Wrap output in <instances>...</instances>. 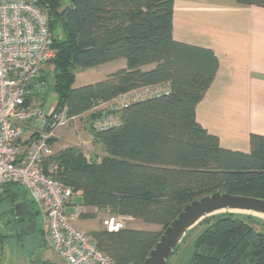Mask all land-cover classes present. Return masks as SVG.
I'll list each match as a JSON object with an SVG mask.
<instances>
[{"label": "trees", "instance_id": "1", "mask_svg": "<svg viewBox=\"0 0 264 264\" xmlns=\"http://www.w3.org/2000/svg\"><path fill=\"white\" fill-rule=\"evenodd\" d=\"M234 1L264 7V0ZM38 3L54 35L57 108L65 106L68 117L88 115L91 141L101 146L93 161L79 146L55 151L56 178L80 193L79 205L90 210L81 217L108 212L160 225L152 231L125 223L117 232L103 226L89 234L98 250L115 264H142L187 203L216 191L264 199V135H250V152L233 151L195 118L218 61L211 49L173 38V0ZM119 59L125 67L73 87L75 70ZM151 87L158 93L142 94ZM111 113L116 124L92 127ZM7 198L34 205L18 185L0 190V200ZM198 225L189 264H264V219L223 212Z\"/></svg>", "mask_w": 264, "mask_h": 264}, {"label": "built area", "instance_id": "2", "mask_svg": "<svg viewBox=\"0 0 264 264\" xmlns=\"http://www.w3.org/2000/svg\"><path fill=\"white\" fill-rule=\"evenodd\" d=\"M53 38L38 0H0V190L9 184L25 190L43 214L49 245L68 264H115L87 233L71 226L70 220L90 210L75 204L66 213L74 191L55 176V150L50 140L56 139L57 127L76 117H68L67 108L56 104L45 111L50 87L46 66L55 56ZM158 90L145 88L142 94ZM116 122L111 113L93 120L92 127L102 129ZM129 219L109 215L103 226L117 232Z\"/></svg>", "mask_w": 264, "mask_h": 264}, {"label": "crops", "instance_id": "3", "mask_svg": "<svg viewBox=\"0 0 264 264\" xmlns=\"http://www.w3.org/2000/svg\"><path fill=\"white\" fill-rule=\"evenodd\" d=\"M172 35L211 49L218 61L213 81L195 107L197 122L217 137L222 148L250 152V135H264V7L234 0H173ZM117 62L115 67L126 65L125 59ZM75 204L79 203L72 197L66 213ZM104 213L103 220L110 215ZM132 220L138 219L126 221V228H131L127 222ZM42 238L50 247L46 233ZM37 264L68 262L63 258L60 263Z\"/></svg>", "mask_w": 264, "mask_h": 264}, {"label": "rangeland", "instance_id": "4", "mask_svg": "<svg viewBox=\"0 0 264 264\" xmlns=\"http://www.w3.org/2000/svg\"><path fill=\"white\" fill-rule=\"evenodd\" d=\"M119 63L117 60L101 64L87 69H77L74 73L73 87L92 83L104 79L109 73L118 70L115 67ZM47 82L50 85L45 102V111L54 106L57 102V95L52 89L54 66H46ZM88 115H81L70 121L66 126L57 127L54 130L56 139L53 141V149L58 151L67 146L74 145L82 147L88 160H99L101 146L91 141L88 127ZM20 191L22 187L18 186ZM20 195L18 196V199ZM17 199V200H18ZM73 199L80 203V196H73ZM33 208L36 210L35 206ZM12 205L9 198L0 200V264H37L39 261L49 260L60 263L63 258L49 246L42 243V237L46 233V223L43 214L40 212L37 217V232L21 236V231L11 228L7 225L10 219ZM243 213V212H242ZM10 214V215H9ZM105 213H98L94 217H81L77 220H70L72 227L87 233L88 235L103 227L102 220ZM261 219V216L255 215ZM127 225L133 229L152 230L160 228L159 224L145 222L141 219L127 222ZM203 227L198 225L190 229L181 242L178 244L173 254L168 258L166 264H189L194 249V244Z\"/></svg>", "mask_w": 264, "mask_h": 264}, {"label": "water", "instance_id": "5", "mask_svg": "<svg viewBox=\"0 0 264 264\" xmlns=\"http://www.w3.org/2000/svg\"><path fill=\"white\" fill-rule=\"evenodd\" d=\"M12 209L15 221L11 223L10 229L13 227L21 231V236L37 232L36 221L40 214L39 210H33L26 200L14 202ZM225 209L231 213L250 211L246 214L256 215L255 212L262 214L264 218V199L216 191L187 203L163 230L142 264H166L190 229L205 217L223 213L225 211L220 210Z\"/></svg>", "mask_w": 264, "mask_h": 264}, {"label": "flooded vegetation", "instance_id": "6", "mask_svg": "<svg viewBox=\"0 0 264 264\" xmlns=\"http://www.w3.org/2000/svg\"><path fill=\"white\" fill-rule=\"evenodd\" d=\"M30 205V204H29ZM31 206V208L33 209V210H35L34 208H33V205H30ZM11 214V215H10ZM10 219H8V221L9 222H7V225L8 226H10L11 225V223H13L14 221H15V217H14V214H13V209L10 211Z\"/></svg>", "mask_w": 264, "mask_h": 264}, {"label": "bare ground", "instance_id": "7", "mask_svg": "<svg viewBox=\"0 0 264 264\" xmlns=\"http://www.w3.org/2000/svg\"><path fill=\"white\" fill-rule=\"evenodd\" d=\"M220 211H225V212H227V211H229V210H228V209H225V210H220ZM231 211H232V210H231ZM240 212H243V213H248V212H249V213H250V211H240ZM251 213H252V212H251ZM254 214L259 215V216H261V217L263 216L262 214L255 213V212H254Z\"/></svg>", "mask_w": 264, "mask_h": 264}]
</instances>
